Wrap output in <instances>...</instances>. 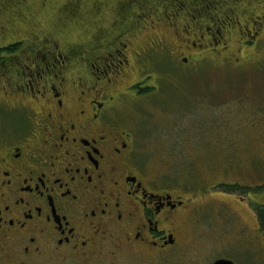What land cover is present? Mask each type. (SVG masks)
<instances>
[{
    "label": "flooded vegetation",
    "instance_id": "1",
    "mask_svg": "<svg viewBox=\"0 0 264 264\" xmlns=\"http://www.w3.org/2000/svg\"><path fill=\"white\" fill-rule=\"evenodd\" d=\"M60 8L67 19L90 17L93 29L75 41L32 23L0 40V264H170L212 201L216 213L227 208L260 228L264 181L215 183L230 202L212 184L197 199L170 189L167 163L152 169L114 113L127 91L151 86L132 76L142 30L183 63L206 51L248 61L264 53V0H65ZM244 48L252 54L240 55Z\"/></svg>",
    "mask_w": 264,
    "mask_h": 264
},
{
    "label": "rangeland",
    "instance_id": "2",
    "mask_svg": "<svg viewBox=\"0 0 264 264\" xmlns=\"http://www.w3.org/2000/svg\"><path fill=\"white\" fill-rule=\"evenodd\" d=\"M64 1L0 0V40L28 32L32 23H39L37 31L54 28L81 40L93 29L90 17L67 19L60 8ZM17 6L22 16H17ZM142 32L140 45L146 47L140 50L132 76L151 86L136 94L127 91L116 104L114 117L134 130L150 167L162 171L159 165L167 163L162 175L166 186L196 199L212 184L211 193L230 202L226 190L220 191L215 183L264 181V53L233 61L236 52L206 51L183 63L181 57L170 56V46L155 43L158 39L146 43L148 28ZM236 46L230 42L231 51ZM252 52L244 48L239 54ZM0 113H5L2 107ZM210 206L193 217L186 246L170 264H212L219 258L264 264L263 231L254 218L232 217L227 208L216 213L219 203L214 201Z\"/></svg>",
    "mask_w": 264,
    "mask_h": 264
},
{
    "label": "trees",
    "instance_id": "3",
    "mask_svg": "<svg viewBox=\"0 0 264 264\" xmlns=\"http://www.w3.org/2000/svg\"><path fill=\"white\" fill-rule=\"evenodd\" d=\"M256 220L260 226V229L263 231V236H264V210L258 211Z\"/></svg>",
    "mask_w": 264,
    "mask_h": 264
},
{
    "label": "water",
    "instance_id": "4",
    "mask_svg": "<svg viewBox=\"0 0 264 264\" xmlns=\"http://www.w3.org/2000/svg\"><path fill=\"white\" fill-rule=\"evenodd\" d=\"M212 264H234V263L227 259H217Z\"/></svg>",
    "mask_w": 264,
    "mask_h": 264
}]
</instances>
